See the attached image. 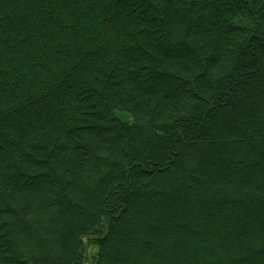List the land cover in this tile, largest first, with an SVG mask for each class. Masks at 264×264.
<instances>
[{"label":"trees","instance_id":"16d2710c","mask_svg":"<svg viewBox=\"0 0 264 264\" xmlns=\"http://www.w3.org/2000/svg\"><path fill=\"white\" fill-rule=\"evenodd\" d=\"M86 262L264 264V0H0V264Z\"/></svg>","mask_w":264,"mask_h":264},{"label":"rangeland","instance_id":"374dc122","mask_svg":"<svg viewBox=\"0 0 264 264\" xmlns=\"http://www.w3.org/2000/svg\"><path fill=\"white\" fill-rule=\"evenodd\" d=\"M85 241H86V238H83V242L85 243ZM85 254H86V257L88 258V260H89V257H90V255H91V253H93L94 251H95V247L93 246V245H91V244H86L85 243ZM85 264H88L87 262L85 263Z\"/></svg>","mask_w":264,"mask_h":264}]
</instances>
